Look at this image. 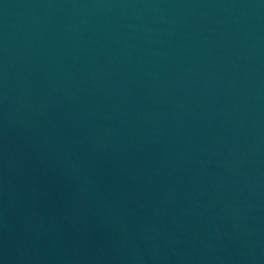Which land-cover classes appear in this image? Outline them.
Returning <instances> with one entry per match:
<instances>
[{
  "label": "water",
  "instance_id": "obj_1",
  "mask_svg": "<svg viewBox=\"0 0 264 264\" xmlns=\"http://www.w3.org/2000/svg\"><path fill=\"white\" fill-rule=\"evenodd\" d=\"M0 264H264V0H0Z\"/></svg>",
  "mask_w": 264,
  "mask_h": 264
}]
</instances>
